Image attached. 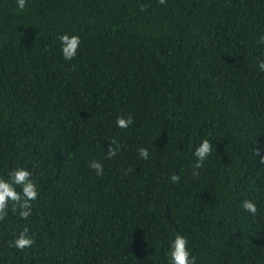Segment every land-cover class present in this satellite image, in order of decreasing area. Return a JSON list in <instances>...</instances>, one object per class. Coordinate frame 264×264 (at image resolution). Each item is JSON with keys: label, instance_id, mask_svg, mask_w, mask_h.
<instances>
[{"label": "trees", "instance_id": "1", "mask_svg": "<svg viewBox=\"0 0 264 264\" xmlns=\"http://www.w3.org/2000/svg\"><path fill=\"white\" fill-rule=\"evenodd\" d=\"M261 35L264 0H0V174L39 191L0 220V264H167L176 234L196 264H264Z\"/></svg>", "mask_w": 264, "mask_h": 264}, {"label": "clouds", "instance_id": "2", "mask_svg": "<svg viewBox=\"0 0 264 264\" xmlns=\"http://www.w3.org/2000/svg\"><path fill=\"white\" fill-rule=\"evenodd\" d=\"M27 0H15L17 9L24 10ZM163 2V0H161ZM59 41L61 46V54L65 60H72L76 54L80 45V37L78 35H69L67 33L59 35ZM258 44H264V35H261ZM258 68L264 72V60L258 62ZM133 119L131 115L128 117L118 116L116 118V126L121 129L127 128L132 124ZM112 143H116L113 141ZM112 143L109 144L106 151L108 158L113 157L116 154L117 148L112 147ZM213 150V145L208 139L202 140L198 146H196L193 155L195 156V167L197 169L203 166L204 161L209 157ZM259 149H255L256 155L259 154ZM140 157L148 159L149 152L147 148L141 147L138 150ZM259 162L264 164V157H261ZM89 167L95 170L97 176L103 175V165L94 160L90 163ZM32 172L22 166L13 168L4 174H0V220H3L8 214L9 210L19 217L26 219L31 215L32 201L36 200L39 194L37 184L32 178ZM180 178L173 174L171 181L176 182ZM242 209L255 216L257 213V204L251 199H244L241 202ZM34 234L29 235L28 228H24L23 231L15 236L10 241V246L23 250L31 247L34 244ZM167 264H196V257L192 255L189 247V241L187 237L176 234L174 238H171L167 250L165 252Z\"/></svg>", "mask_w": 264, "mask_h": 264}]
</instances>
